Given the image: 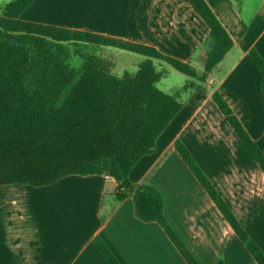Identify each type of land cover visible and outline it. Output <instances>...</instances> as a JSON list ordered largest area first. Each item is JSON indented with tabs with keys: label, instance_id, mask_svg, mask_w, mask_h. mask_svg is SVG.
<instances>
[{
	"label": "crops",
	"instance_id": "0c3cea01",
	"mask_svg": "<svg viewBox=\"0 0 264 264\" xmlns=\"http://www.w3.org/2000/svg\"><path fill=\"white\" fill-rule=\"evenodd\" d=\"M13 0H0V11ZM233 42L129 173L157 189L165 221L197 264H256L175 150L182 144L249 238L264 253V174L212 100L216 91L264 153V0H204ZM19 20L156 49L203 72L209 29L188 0H33ZM118 57L119 53L108 51ZM111 72L115 69L112 60ZM187 264L164 230L116 200L103 176H67L43 187L0 185V264Z\"/></svg>",
	"mask_w": 264,
	"mask_h": 264
},
{
	"label": "trees",
	"instance_id": "16d2710c",
	"mask_svg": "<svg viewBox=\"0 0 264 264\" xmlns=\"http://www.w3.org/2000/svg\"><path fill=\"white\" fill-rule=\"evenodd\" d=\"M32 1L13 0L0 11V185L38 188L67 176H103L115 184L117 201L129 196L135 217L157 223L187 264H197L165 221L161 193L151 185L131 184L128 176L153 152L157 138L181 110V93L206 81L232 48L231 38L204 0H188L209 29V50L199 74L152 47L19 20ZM87 45L143 60L134 73L117 77L110 61L77 52ZM69 47L82 59L78 68L67 63ZM248 55L260 73L264 97V62L254 50ZM154 61L189 80L174 94H165L156 86L164 73L155 69ZM212 100L264 174V153L216 91ZM175 150L256 264H264V253L185 147L175 142ZM95 244L107 264H118L103 243ZM216 264L224 263L219 259Z\"/></svg>",
	"mask_w": 264,
	"mask_h": 264
},
{
	"label": "rangeland",
	"instance_id": "374dc122",
	"mask_svg": "<svg viewBox=\"0 0 264 264\" xmlns=\"http://www.w3.org/2000/svg\"><path fill=\"white\" fill-rule=\"evenodd\" d=\"M76 50L79 54H94L110 62H112V60L114 59L115 69L113 70V74L117 77L122 76L124 72L134 73L137 69L138 63L143 60L142 56L120 51L114 48H100L93 45H87L80 46ZM108 51H115L119 53V56L114 57L113 55H110ZM79 54L73 52V47H69V58L67 60L69 66L74 68H78L80 66L82 59ZM153 63L157 71H162L164 73L163 77L160 79L159 83L156 86L165 94H174L187 82V80H189L186 76L172 69L170 66L163 62L154 61ZM188 92L181 93L180 101H183L187 97Z\"/></svg>",
	"mask_w": 264,
	"mask_h": 264
}]
</instances>
